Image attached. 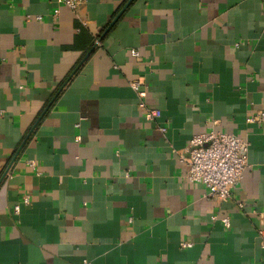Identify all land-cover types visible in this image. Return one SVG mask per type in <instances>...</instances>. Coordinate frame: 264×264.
<instances>
[{"label": "crops", "instance_id": "crops-1", "mask_svg": "<svg viewBox=\"0 0 264 264\" xmlns=\"http://www.w3.org/2000/svg\"><path fill=\"white\" fill-rule=\"evenodd\" d=\"M262 113L264 0H0V264H264ZM212 130L226 200L186 179Z\"/></svg>", "mask_w": 264, "mask_h": 264}, {"label": "built area", "instance_id": "built-area-1", "mask_svg": "<svg viewBox=\"0 0 264 264\" xmlns=\"http://www.w3.org/2000/svg\"><path fill=\"white\" fill-rule=\"evenodd\" d=\"M85 0H57L58 4L77 11ZM134 57L139 52L132 51ZM131 88L139 98V108L145 110L146 86L141 80L131 83ZM161 113L155 111L151 117H160ZM264 122V113L261 114ZM251 122L254 119H250ZM162 131H166L165 128ZM249 145L234 134L222 133L212 130L207 134L195 136L190 141V157L187 160L186 179L190 184L203 185L207 188L208 198L226 200L231 197L242 181L243 174L249 165ZM34 167V163L29 164ZM24 204H29L30 199L25 196ZM15 212H20V206L15 207ZM226 227H230V220L223 219ZM262 234V233H261ZM193 244L183 243V248H191Z\"/></svg>", "mask_w": 264, "mask_h": 264}]
</instances>
